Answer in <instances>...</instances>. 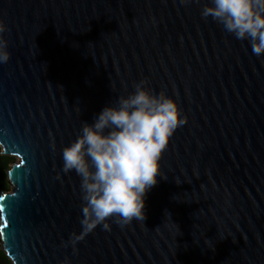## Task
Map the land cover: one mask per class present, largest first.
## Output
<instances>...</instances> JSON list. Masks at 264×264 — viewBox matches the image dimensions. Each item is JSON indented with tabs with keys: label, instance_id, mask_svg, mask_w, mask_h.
Wrapping results in <instances>:
<instances>
[{
	"label": "water",
	"instance_id": "obj_1",
	"mask_svg": "<svg viewBox=\"0 0 264 264\" xmlns=\"http://www.w3.org/2000/svg\"><path fill=\"white\" fill-rule=\"evenodd\" d=\"M211 0H0V192L10 264H264V55L201 9ZM146 87L182 118L144 221L81 231L80 178L62 150ZM166 178V179H165Z\"/></svg>",
	"mask_w": 264,
	"mask_h": 264
},
{
	"label": "clouds",
	"instance_id": "obj_2",
	"mask_svg": "<svg viewBox=\"0 0 264 264\" xmlns=\"http://www.w3.org/2000/svg\"><path fill=\"white\" fill-rule=\"evenodd\" d=\"M200 15L247 41L254 55H264V0H211ZM6 31L0 21V63L10 58L2 38ZM146 84L136 83L133 92L118 97L116 106H106L92 124L82 123L76 139L62 150V171L80 178L81 231L68 241L73 252L98 225L110 231L109 219L121 227L146 219L144 198L160 176L159 161L186 122L174 99Z\"/></svg>",
	"mask_w": 264,
	"mask_h": 264
},
{
	"label": "trees",
	"instance_id": "obj_3",
	"mask_svg": "<svg viewBox=\"0 0 264 264\" xmlns=\"http://www.w3.org/2000/svg\"><path fill=\"white\" fill-rule=\"evenodd\" d=\"M13 162V158L10 156H4L1 154L0 149V192L4 190H8L9 182L7 179V171L10 168L11 163ZM1 240H0V264H10L9 259L3 252L1 248Z\"/></svg>",
	"mask_w": 264,
	"mask_h": 264
}]
</instances>
